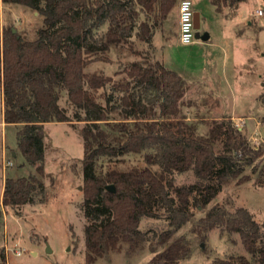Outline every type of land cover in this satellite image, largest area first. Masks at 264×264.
Wrapping results in <instances>:
<instances>
[{
  "label": "trees",
  "instance_id": "16d2710c",
  "mask_svg": "<svg viewBox=\"0 0 264 264\" xmlns=\"http://www.w3.org/2000/svg\"><path fill=\"white\" fill-rule=\"evenodd\" d=\"M1 1L33 9L43 26L34 39L15 27L3 32V120L18 127L22 165L34 171L5 179L0 220L5 208L33 203L45 192V124L77 128L84 122L79 132L86 264L125 247L127 253L144 249L150 238L140 229L143 217L168 220V228L153 235L162 249L150 245L148 264H178L192 256V239L176 235L190 221L202 246L216 228L239 234L246 254L220 264H264V220L243 206L211 205L231 180L250 179L246 166L264 182V147L252 145L230 115L189 119L183 110L188 81L153 56L155 28L179 0ZM211 1L222 9L242 0ZM138 41L146 48L139 49ZM124 48L132 57L114 75L87 70L94 62L111 63V53ZM64 94L75 107L73 118L60 105ZM127 155L140 163L127 164ZM189 170L196 181L175 184L174 174ZM110 184L115 191L107 189ZM195 209L204 212L196 220ZM2 259L6 264L4 253Z\"/></svg>",
  "mask_w": 264,
  "mask_h": 264
},
{
  "label": "rangeland",
  "instance_id": "374dc122",
  "mask_svg": "<svg viewBox=\"0 0 264 264\" xmlns=\"http://www.w3.org/2000/svg\"><path fill=\"white\" fill-rule=\"evenodd\" d=\"M194 7L195 5L193 9ZM258 8L264 11V3H259ZM175 11L176 8L164 21L163 38L157 35L154 42L156 45H165L162 50L165 51L166 65L183 71L184 77L189 81L186 72L188 47L175 41L177 36L179 38V14ZM42 26L43 17L38 12L25 5L6 4L0 0V202L3 183L7 177L28 176L34 171L30 165H22L24 157L16 138L18 127L3 120V32L4 29L15 27L27 38L34 39ZM254 31L255 36L251 38L253 58L248 61L247 66L241 65L240 61L229 60L226 69L228 84L219 86L225 92L205 94L203 86L189 85L184 95L187 104L183 110L189 119L201 122L230 115L252 145L264 147V16L258 18V27ZM136 46L139 49L146 48V44L141 41ZM156 51L154 47L155 58ZM111 57V63L94 62L87 70H103L114 75L122 68L121 62L132 56L124 48L120 53L113 51ZM256 67L261 68L258 70ZM60 105L70 117H74L75 107L65 94L60 99ZM83 124L84 122H77V128L68 122L45 124V192L43 198L37 194L33 203L4 209L0 220V264H3L2 253L6 264H86L84 229L88 220L83 210L84 148L79 132ZM206 128L205 124L201 125L202 131ZM125 160L127 164L140 163L139 157L135 155H127ZM244 174L249 175L250 179L242 182L231 180L211 205L221 203L230 210L243 206L250 210L257 221L262 222L264 182L259 180L252 165L245 167ZM195 181L192 170L174 174L177 185H187ZM203 214V211L195 209L194 220ZM193 222H188L176 233L177 236L187 234L194 246L192 256L178 264H220L218 260H231L232 256L246 254L239 234L228 233L220 228L210 231L202 246L190 231ZM167 228L168 220L165 217H143L140 229L148 231L150 238L144 249L127 253L125 247L120 252H112L108 257L99 258L94 264H148L154 255L149 249L150 245L157 246L158 250L162 249V246L156 244L153 235Z\"/></svg>",
  "mask_w": 264,
  "mask_h": 264
},
{
  "label": "crops",
  "instance_id": "0c3cea01",
  "mask_svg": "<svg viewBox=\"0 0 264 264\" xmlns=\"http://www.w3.org/2000/svg\"><path fill=\"white\" fill-rule=\"evenodd\" d=\"M179 1L175 7L177 14ZM192 1L195 5L194 12L200 15V32L207 34L208 38L205 40L198 38L186 45L188 85L203 86L205 94H223L225 91L219 86L228 84L226 69L229 60L240 61L241 65L247 66L248 61L253 58L251 38L255 36L258 18L264 16V11L262 14L258 13L259 3L263 4L264 0H242L235 7L223 6L222 9H218L211 0ZM163 24L164 21L155 28L154 37L158 35L163 38ZM175 41L180 43L178 36ZM153 44L157 50L156 59L166 65L165 51L162 50L165 45L161 46L160 43L156 45L154 39ZM177 72L182 73L184 77L183 71ZM234 73L236 76V71ZM258 77L260 78L261 74Z\"/></svg>",
  "mask_w": 264,
  "mask_h": 264
},
{
  "label": "built area",
  "instance_id": "2783aa9c",
  "mask_svg": "<svg viewBox=\"0 0 264 264\" xmlns=\"http://www.w3.org/2000/svg\"><path fill=\"white\" fill-rule=\"evenodd\" d=\"M179 41L183 45L191 44L195 40L194 9L192 0H180L179 6ZM263 13L262 9L258 10ZM241 129V128H240Z\"/></svg>",
  "mask_w": 264,
  "mask_h": 264
},
{
  "label": "water",
  "instance_id": "95a60500",
  "mask_svg": "<svg viewBox=\"0 0 264 264\" xmlns=\"http://www.w3.org/2000/svg\"><path fill=\"white\" fill-rule=\"evenodd\" d=\"M194 26L196 29L195 32V38H200V39H207L208 35L207 34H201L200 32V15L198 12H194ZM16 31V28H14V32ZM108 190L115 191V186L113 184H110L107 186Z\"/></svg>",
  "mask_w": 264,
  "mask_h": 264
}]
</instances>
